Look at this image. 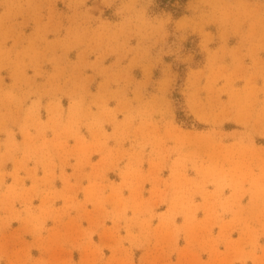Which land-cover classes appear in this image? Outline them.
Returning a JSON list of instances; mask_svg holds the SVG:
<instances>
[{
  "label": "clouds",
  "instance_id": "obj_1",
  "mask_svg": "<svg viewBox=\"0 0 264 264\" xmlns=\"http://www.w3.org/2000/svg\"><path fill=\"white\" fill-rule=\"evenodd\" d=\"M192 34L198 51L185 54ZM201 54L206 64L193 67ZM157 69L162 78L154 80ZM177 88L183 104L170 98ZM229 123L241 130L226 131ZM5 133L0 172L11 162L31 180L42 169L45 181L71 182L77 191L47 216L51 223L30 216L32 227L14 237L0 229V264H184L173 256L189 220L233 209L244 214L248 240L227 247L215 264H264V146L256 143L264 140V0H0ZM110 172L121 182L109 180ZM124 177L144 190L151 184L147 217L135 226L114 218ZM92 212L113 221L118 260L97 259L85 241L81 225ZM157 220L167 227H151ZM82 249L80 258L71 255Z\"/></svg>",
  "mask_w": 264,
  "mask_h": 264
},
{
  "label": "rangeland",
  "instance_id": "obj_2",
  "mask_svg": "<svg viewBox=\"0 0 264 264\" xmlns=\"http://www.w3.org/2000/svg\"><path fill=\"white\" fill-rule=\"evenodd\" d=\"M211 31L215 32L216 27L213 26ZM28 32L31 31L29 28ZM49 39H55L54 36H50ZM199 35L192 34L189 36L188 41L185 44V54L192 49L198 51L197 45L199 44ZM238 43L236 38L230 41V46H235ZM215 47V45H213ZM77 58L76 52L71 53V59ZM168 62L174 60L173 57L166 58ZM206 56L201 54L197 55L193 67H204L206 64ZM112 59L106 61V64H111ZM43 70L45 72L53 71L52 65L45 64ZM31 75L32 72L30 71ZM137 79L143 78L141 70L137 69L134 73ZM180 80L179 84L183 85L187 79V67L181 65L179 68ZM5 82L10 84L11 80L8 79V73L5 72ZM162 78V73L157 69L153 73V79L159 80ZM95 82L91 85L92 90L95 91ZM223 82H221L222 84ZM171 99L177 101L180 104L184 103V97L181 95V89L177 88L172 91ZM226 98V97H225ZM67 102H65L66 104ZM42 118L47 119L46 112H42ZM111 130V129H109ZM226 131L241 130L240 126L235 123H229L225 125ZM17 131V140H22L23 137L19 135ZM51 136V133H49ZM7 134L0 135V140H6ZM74 143V141H70ZM257 146H264V140L257 138ZM127 147V145H126ZM99 156L93 157V162L97 161ZM75 163V161H72ZM31 166V165H30ZM148 165H145V169ZM90 170V169H89ZM69 173L72 172L71 168H68ZM43 170L38 173L36 177L31 180H25L23 177L26 175L24 172L17 174L16 166L11 162L8 163L2 172H0V229H3L5 237H14L21 232H27L32 226L29 224L30 216H41L46 223H51L47 219L49 215H55V210L59 208L65 202L71 203V195L77 191L73 188L71 182L65 183L64 180H52L49 178L45 181L43 177ZM169 173L164 172V176L167 177ZM194 175V173H189ZM109 180L115 183L121 182V177L116 172L108 173ZM126 181V188L123 191V195H120V189H115L118 207L116 208L114 218L118 215H123V219L119 222L125 225L135 226L138 220L145 219L147 213L144 210L143 201L147 200L150 196L151 184H145V190L141 188L139 182L128 183V177L123 178ZM87 180L84 181L86 185ZM35 185V187H34ZM209 190H213L212 186ZM90 191L95 192V189ZM231 189H224V196H230ZM214 199V198H210ZM250 196H246L242 201L243 204H248ZM202 198L197 197V202H201ZM89 208H93L94 204L88 205ZM167 205L161 206L156 209L158 212L166 211ZM236 219H233V217ZM183 219L178 218V223H182ZM159 225L160 230H164L167 227V222L161 224L159 220L153 221L151 227L156 228ZM85 241L91 244L96 250V258L101 261L118 260L120 258L119 249L117 247L118 237L113 230V221L105 220L95 212L88 215L86 223L81 225ZM135 230V228H134ZM126 235L125 232L121 233ZM183 239L181 240V249L175 252L173 259H180L184 261V264H202L203 261L209 262V264H215V261L220 258V255L226 251L227 247L238 246L247 242L249 232L248 224L244 219L243 213H237L235 209L233 211L224 213L223 215H216L215 213H209L204 215L203 212L197 213L195 220H189V224L185 231L182 233ZM90 237V240L88 239ZM26 240H31V237L26 236ZM264 242V241H262ZM85 250L77 251L71 255L74 258H80L81 254ZM142 250L136 251V259L142 255ZM32 258L39 259L41 252L39 250H32Z\"/></svg>",
  "mask_w": 264,
  "mask_h": 264
}]
</instances>
